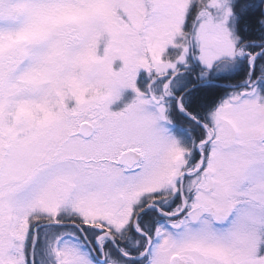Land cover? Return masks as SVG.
<instances>
[{
	"label": "snow or ice",
	"instance_id": "6c2138e0",
	"mask_svg": "<svg viewBox=\"0 0 264 264\" xmlns=\"http://www.w3.org/2000/svg\"><path fill=\"white\" fill-rule=\"evenodd\" d=\"M0 264H264V0H0Z\"/></svg>",
	"mask_w": 264,
	"mask_h": 264
},
{
	"label": "rangeland",
	"instance_id": "374dc122",
	"mask_svg": "<svg viewBox=\"0 0 264 264\" xmlns=\"http://www.w3.org/2000/svg\"><path fill=\"white\" fill-rule=\"evenodd\" d=\"M172 50H170V53H171ZM237 72L240 71V69H236ZM200 72V68L199 66H197L194 62L191 64V70L184 73L179 79L181 80V87H188L189 84H193L194 85H190L191 87H188V88H192L194 86H197L199 85L197 88H201V87H205V86H212V85H215V86H218V87H222V88H225L223 86H219L217 84H215L214 82H220V83H223L221 81H219V79H222L224 78L223 74L221 75H217V76H213V77H210V80H211V83L209 82H202L198 79V73ZM141 76H145V74L142 72L141 73ZM201 84V85H200ZM195 88V89H197ZM193 89V90H195ZM226 89V88H225ZM127 99L130 101L133 97V94L131 92H128L127 94ZM170 130H172L174 133H176L179 137L181 138H185L186 139V136L184 134V132L180 129V128H175V127H171L170 126Z\"/></svg>",
	"mask_w": 264,
	"mask_h": 264
},
{
	"label": "trees",
	"instance_id": "16d2710c",
	"mask_svg": "<svg viewBox=\"0 0 264 264\" xmlns=\"http://www.w3.org/2000/svg\"><path fill=\"white\" fill-rule=\"evenodd\" d=\"M219 81L225 83V78H222V79H219ZM193 84H189L188 87H191ZM192 91H199L201 95H205V94H213L215 95V97L218 99L220 96H222L224 94V92L226 91L225 88H222V87H218V86H215V85H212V86H205V87H201V88H197L195 90H192ZM214 106V105H212Z\"/></svg>",
	"mask_w": 264,
	"mask_h": 264
},
{
	"label": "water",
	"instance_id": "95a60500",
	"mask_svg": "<svg viewBox=\"0 0 264 264\" xmlns=\"http://www.w3.org/2000/svg\"><path fill=\"white\" fill-rule=\"evenodd\" d=\"M215 84H217V85H219V86H223V87H225L224 85H225V83H220V82H214ZM201 85V84H200ZM199 85H197V86H194V87H192L191 89L193 90V89H195V88H197Z\"/></svg>",
	"mask_w": 264,
	"mask_h": 264
}]
</instances>
